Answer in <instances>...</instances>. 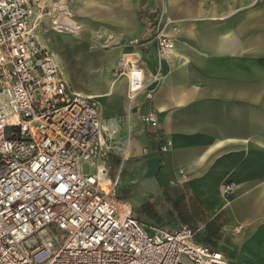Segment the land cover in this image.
<instances>
[{"label": "crops", "instance_id": "1", "mask_svg": "<svg viewBox=\"0 0 264 264\" xmlns=\"http://www.w3.org/2000/svg\"><path fill=\"white\" fill-rule=\"evenodd\" d=\"M94 5L86 0L90 21H72L79 29L70 33L76 40L86 36L92 45L113 46L119 38L100 28ZM159 17L157 0H137L126 18L132 49L105 56L57 33L45 39L71 88L98 99L111 148L108 168L113 177L120 171V190H126L119 198L128 193L130 207H139L183 185L214 189L213 184L231 183V198L239 200L240 210L229 213L255 221L264 216V0L254 6L242 0L236 8L228 0L222 5L215 1L193 19L172 17L165 10L159 30L174 41L170 52L158 53L150 40ZM109 20L126 22L117 14ZM69 47L74 48L71 58ZM122 58L143 71V89L135 96L126 77L112 82L100 74ZM143 115L155 116L157 126L142 123ZM215 189L227 199L223 188ZM192 192L204 198L197 189Z\"/></svg>", "mask_w": 264, "mask_h": 264}, {"label": "built area", "instance_id": "2", "mask_svg": "<svg viewBox=\"0 0 264 264\" xmlns=\"http://www.w3.org/2000/svg\"><path fill=\"white\" fill-rule=\"evenodd\" d=\"M34 17L29 0H0V264H238L187 225L169 231L124 212L105 185L100 104L71 88ZM150 40L158 53L173 45L159 28Z\"/></svg>", "mask_w": 264, "mask_h": 264}, {"label": "rangeland", "instance_id": "3", "mask_svg": "<svg viewBox=\"0 0 264 264\" xmlns=\"http://www.w3.org/2000/svg\"><path fill=\"white\" fill-rule=\"evenodd\" d=\"M35 7L34 23L37 26V38L39 44L52 53L50 45L46 42V35L49 33H57V37L64 40L81 43V48L91 50L93 53L108 55L117 49L131 50V42L128 39L129 24L126 18L135 10L137 0H94V9L100 16L97 19L100 28L106 30L108 34L118 37L119 40L110 47L106 45H92L86 38L76 40V37L65 28L52 23L53 20L59 18H71L73 22L86 23L90 21L88 9L86 8V0H29ZM222 5L224 0H176L175 6H170L167 0H157L160 8V21L164 15V11L171 12L172 17H181L185 19H193L198 11L210 8L214 2ZM242 0H228V4L238 7ZM254 6L259 0H246ZM190 8L191 12L186 13L185 9ZM91 10V9H90ZM123 18L122 21L114 23L109 17L115 15ZM173 21V29H177L178 23ZM189 22V21H188ZM186 25L192 26L190 21ZM71 31V30H70ZM110 37V36H109ZM66 38V39H65ZM170 38V37H168ZM171 39V38H170ZM174 44V41L171 39ZM105 46V47H103ZM74 48L69 47L67 51L68 58L74 54ZM58 63V62H57ZM60 69V66L58 64ZM127 65L123 63L120 66H112L108 70H101V75H106L108 80L114 81L126 71ZM65 74V73H64ZM63 74V75H64ZM65 76V75H64ZM109 175L112 176L111 171ZM113 179V176L111 177ZM214 189L206 188L207 185H183V190L169 194L162 193V197L154 204H146L144 206L130 207L127 202V194H122L121 200L130 207L131 216L142 223H152L166 230L176 228L182 224L187 225L195 234L194 239L206 246L219 250L223 255L238 264H264V216L256 217L255 221L261 227H245L256 223L248 218H239L229 213V209L239 212L240 202L238 199H232L235 194V185L231 183L213 184ZM203 186V187H202ZM217 188L224 189V195L227 199H223ZM198 190V194H202L204 198H196L192 192ZM116 193L125 192L116 188ZM155 218L156 221H152Z\"/></svg>", "mask_w": 264, "mask_h": 264}, {"label": "bare ground", "instance_id": "4", "mask_svg": "<svg viewBox=\"0 0 264 264\" xmlns=\"http://www.w3.org/2000/svg\"><path fill=\"white\" fill-rule=\"evenodd\" d=\"M72 21H73V19H71V18H59L57 21L53 20L52 23L55 25H58L57 28H59V26H61L65 29H67L69 32H73V31L77 32L79 27H78V25L74 24ZM70 29H71V31H70ZM57 33H59V32H57ZM160 33H161V31H160ZM173 49H174V44L171 45L170 51H172ZM51 51H52V54L54 55V57L56 59L55 53L53 52V50H51ZM123 63H125V65H127V68H126L125 73L121 76H124L127 78L130 94L132 96H135L138 93L137 92L138 89H143V81H144L143 80L144 79L143 71H142V69H140L138 67L137 62L132 63L131 61H128V59H126V58L120 59L117 63V66H120ZM91 97L97 99V97H94V96H91ZM119 183H120V171L116 173V175L113 177V179H109L105 185H106L107 190H111L112 192L116 193L115 190L119 186ZM121 207L124 209L125 213H127L131 210L130 207L128 206V204H126L125 202H121Z\"/></svg>", "mask_w": 264, "mask_h": 264}, {"label": "trees", "instance_id": "5", "mask_svg": "<svg viewBox=\"0 0 264 264\" xmlns=\"http://www.w3.org/2000/svg\"><path fill=\"white\" fill-rule=\"evenodd\" d=\"M198 243H201V242H199V241H197ZM201 244H203V243H201ZM203 245H205V244H203Z\"/></svg>", "mask_w": 264, "mask_h": 264}]
</instances>
